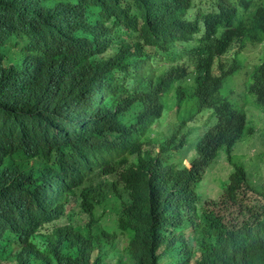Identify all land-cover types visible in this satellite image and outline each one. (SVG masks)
<instances>
[{
  "label": "trees",
  "instance_id": "1",
  "mask_svg": "<svg viewBox=\"0 0 264 264\" xmlns=\"http://www.w3.org/2000/svg\"><path fill=\"white\" fill-rule=\"evenodd\" d=\"M25 2L0 0V113L19 128L16 139L0 135V263L214 264L209 245L222 227L214 208L264 212V183L243 167L221 179L220 203L200 204L198 194L221 152L234 164L230 153L246 133L248 94L264 108V60L246 73V91L230 85L244 69L242 53L264 43V0H137L147 20L140 36L116 39L101 19L88 44L60 45L77 65L113 51L109 71L91 81L79 68L55 72L54 50L30 52L23 67L6 69L4 43L13 25L2 18L42 28ZM205 111L215 121L190 157L188 129ZM88 113L96 117L81 130L75 119ZM51 125L65 127L58 135L67 141L56 149ZM66 149L79 168L69 167ZM135 151L142 160L129 168L121 154ZM50 179L63 187L34 216L40 225L68 216V236H44V246L14 242L2 226L7 200ZM233 254L236 264H264L256 242L241 240Z\"/></svg>",
  "mask_w": 264,
  "mask_h": 264
},
{
  "label": "clouds",
  "instance_id": "2",
  "mask_svg": "<svg viewBox=\"0 0 264 264\" xmlns=\"http://www.w3.org/2000/svg\"><path fill=\"white\" fill-rule=\"evenodd\" d=\"M136 3L137 0H64V3L51 4L48 1L26 0L25 4L28 6L29 15L39 19L42 28H31L17 18H2L4 25H13V33L4 43L7 51L6 67L8 68L6 69L23 67L30 52L54 50L55 72L63 73L79 68L88 80H102L105 76L104 72L109 71L106 64L113 56L112 50L105 56H96L84 65H77L61 54L60 45L67 44L79 48L88 44L90 31L101 19H104L106 27L111 30L116 39L118 37L127 38L129 34L140 36L143 28L147 26V20L142 13L137 11ZM96 14L98 17H94ZM13 62H17V64L13 65ZM107 97L103 96L97 101L98 109L105 104ZM96 113L79 115L75 119L76 125H80L82 130L96 117ZM64 128L60 130L51 125L48 129L56 134V144L51 149H56L59 144L64 143L65 138L58 135V132L65 133ZM4 134L16 139L19 128L0 113V135ZM45 140L48 145L49 141L46 138ZM65 141L67 140L65 139ZM258 150L260 149L258 148ZM235 152L236 149H232L230 156ZM223 153L226 155L225 152ZM121 155L124 158H129V168L136 167L142 160L139 151ZM115 156L116 154H111L109 157ZM65 159L72 170L80 167V165H76L68 149H66ZM227 159L229 162V158ZM233 163V171L236 166L247 170V167L239 160L233 159ZM258 163H260V169H264V152L261 153ZM187 167L190 168V164ZM250 176L256 184L264 183V173L257 176L250 174ZM62 187L60 180L50 179L39 185L34 192L17 193L7 200L6 209L1 215L2 226L14 242H20L26 246L38 241L44 246L46 241L44 236H48L50 239L68 236L67 228L72 224L69 222L68 216L55 219L47 224L41 221L42 225L38 224L39 220L34 216V213L42 214V207L48 206L53 201L56 192ZM247 195L253 199L258 197L251 191H248ZM221 201L222 199H219V202L214 200L209 202L220 203ZM204 207L209 206L205 205ZM214 210L219 212L222 217V227L212 233L213 238L208 250V255L212 257L214 264H236V257L233 254L234 247L241 240L256 242L264 251V212L239 214L235 209L227 211L221 208L220 211L219 207ZM26 224H28L27 229L23 231ZM97 254V251L93 253L91 263L95 261ZM114 264H117V261ZM127 264L142 263L136 261Z\"/></svg>",
  "mask_w": 264,
  "mask_h": 264
},
{
  "label": "rangeland",
  "instance_id": "3",
  "mask_svg": "<svg viewBox=\"0 0 264 264\" xmlns=\"http://www.w3.org/2000/svg\"><path fill=\"white\" fill-rule=\"evenodd\" d=\"M241 62H244V69L237 77H233L230 81V85L234 86L237 92L240 94L244 91V81L246 73L253 69V67L264 60V43L261 45H250L242 53L239 58ZM16 65L17 62H13ZM247 82V80H246ZM246 87V86H245ZM249 100H247L248 107L245 111L248 117V125L246 128V133L243 138L236 143L233 149L236 152L231 156L234 160H239L243 163L247 170L254 176L262 175L264 169H260V163H258L261 153L264 152V108L256 102L253 95H249ZM209 111H205L199 121L190 125L188 129L190 131V136L188 137V143L186 150L190 149V157H193L196 153L195 146L200 139V137L210 129L215 121V118L207 114ZM260 150H258V148ZM228 157L221 152L219 156L213 161V165L217 162L216 166L212 171L209 172L208 177L200 183L198 187V194L200 196L201 202L203 204L204 200L207 201H218L222 198L220 183L221 179H227L233 172L234 165L228 162ZM189 160L185 161V165L189 166ZM210 168V170H211ZM254 171V172H252ZM258 172V173H257ZM217 180V181H216Z\"/></svg>",
  "mask_w": 264,
  "mask_h": 264
}]
</instances>
